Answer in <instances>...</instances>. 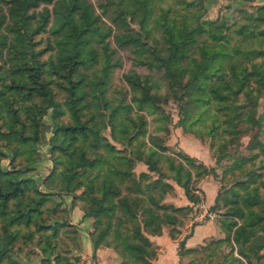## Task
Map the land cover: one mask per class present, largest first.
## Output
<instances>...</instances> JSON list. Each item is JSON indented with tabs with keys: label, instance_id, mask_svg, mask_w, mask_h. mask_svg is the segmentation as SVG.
Wrapping results in <instances>:
<instances>
[{
	"label": "trees",
	"instance_id": "1",
	"mask_svg": "<svg viewBox=\"0 0 264 264\" xmlns=\"http://www.w3.org/2000/svg\"><path fill=\"white\" fill-rule=\"evenodd\" d=\"M128 3H132L131 9L123 10L131 16L140 15L141 21L133 29L118 11L115 17H120L122 28L112 37L117 45L130 46L136 63L162 70L182 113H189L188 109L198 103H214L226 124L224 130L228 132L238 121H254L256 100L249 92L252 83L264 87V64L253 60L264 53V3L255 6V13L245 16L235 29L216 21L211 24L192 21L185 13L172 12L170 4H157L158 12L153 22L160 31L163 50L151 46L148 38L150 28L146 20L154 11L153 1L131 0ZM41 4L40 9L35 8ZM42 33H46L44 38L48 42L38 47L40 38L35 35ZM111 33L112 28L102 26L89 0H0V53L4 49L5 58L10 61L0 64V119L3 121L0 145L9 148L12 160L36 148L42 134L43 112L33 97L47 96L52 104L49 144L54 162L47 180L53 181L58 188V191H43L35 185L33 177H12L14 172L0 165V264H15V259L9 255L19 232L13 227L14 223L35 222L36 214L39 215L44 207L50 208L47 203L53 202V196L59 197L56 204L61 207L60 192L75 193L78 189L77 198L84 202L81 208L84 216L94 217V228L89 232L94 246L109 247L111 242L106 236L110 221H105L107 225L101 227L97 222L119 209L133 223L128 232L119 231L113 239L115 243L111 244L120 258L119 264H156L153 261L156 246L147 234H159L164 223L173 226L177 218L170 211L179 210L182 205L171 207L158 203L151 191L143 199L131 197L121 189L119 182L125 177L130 179L125 162L139 159L148 170L162 174L158 152L167 147L153 132L148 134L149 144L146 142L144 118L140 116L136 120L131 115L119 114L121 110L132 111L134 106L137 110L153 113L156 120L164 117L155 97L157 86L148 76L143 77L134 69L123 72L132 91L133 106L124 99L112 103L105 95L112 67L117 64L112 56L114 49L106 39ZM46 50L51 52L42 58ZM93 64V74L81 70ZM5 70L7 72L2 73ZM52 80L64 91L61 102L53 98ZM237 92H244L247 100L240 101ZM90 107L94 111L87 117L84 111ZM102 108L109 109L108 115ZM65 112L67 121L60 119ZM216 118L213 114L210 121ZM180 119L182 121L183 117ZM103 123L110 126L111 137L124 143L125 149H119L101 133ZM157 125L165 128L162 123ZM215 126L209 123L207 129L213 131ZM139 134L142 137L137 139ZM253 139L252 147H257V152L264 155V138L254 135ZM2 155L0 151V158ZM183 155L192 160L190 155ZM167 159L173 180L181 184L188 199L194 201L196 197L189 183L190 168L184 167L181 161L175 164L171 157ZM193 166L200 177L208 171L203 163ZM156 182L157 178L152 179V183ZM246 183L244 180L237 182L236 187L230 188V194L223 197L227 205L224 219L227 229L216 241L229 243L228 252L222 255V260L229 264H244L243 259L249 261L251 257L259 259L260 250L264 248V235H260L261 238L256 235L258 229L264 231V224L254 219L264 222L261 209L264 198L256 186L247 188ZM219 197L217 193V202ZM137 209L141 212L142 226L137 222ZM38 226L57 230L55 224L40 222ZM173 231L168 232L169 237L176 238L179 231ZM195 250L196 247H185L184 238L178 240L179 254Z\"/></svg>",
	"mask_w": 264,
	"mask_h": 264
},
{
	"label": "rangeland",
	"instance_id": "2",
	"mask_svg": "<svg viewBox=\"0 0 264 264\" xmlns=\"http://www.w3.org/2000/svg\"><path fill=\"white\" fill-rule=\"evenodd\" d=\"M92 4L93 11L99 14L100 22L104 28L110 26L112 33L106 37L109 41L110 47L114 49L112 54L113 58L117 61L112 67V72L107 82L106 97L111 98L112 103H117L119 99H124L134 105L132 102V91L124 80L123 72L130 69L136 70L143 77H149L150 80L156 84L155 97L159 108L164 117L162 119H154L153 113L144 110H137L134 108L132 111L124 112L121 110L120 116L127 117L133 116L136 120L144 118L143 126L146 127L144 139L149 144V132L156 133L162 138V142L166 145V150L159 151L158 166L162 174L157 171L148 170L147 165L139 159H133L131 163H124L128 167L130 177L123 178L120 184L124 193H128L131 197H138L145 199L147 192H153L158 203H164L171 207L182 208L172 212L177 220L174 225L166 223L161 225V230L166 229L167 232H172L173 229L179 231L176 237H180V232H188L195 223L206 222L208 219L212 223L215 230H221L223 236L225 235L227 227L224 225L226 217L225 207L226 201L224 195L230 194V188L236 187L237 182L246 181L247 188L256 186L259 193L264 198V155L257 152V147H252L253 136L258 139L264 138V87H258L252 83V89L249 94L253 95L256 104L253 112L254 121L246 123L238 121L237 126L232 131L224 130L226 124L222 121L221 112L217 110V105L214 103H198L197 106H192L188 109L187 113H182L179 106L177 96L168 89L166 78L161 69L138 64L134 61V53L131 51L130 46L117 45L112 35L121 30L119 22L120 17H115L117 12H121V16L129 23V25L136 29L141 21V16L125 12L123 9L130 10L133 5L129 4L131 0H89ZM153 10L147 17L146 25L150 28L148 38L151 46L163 50V44L160 39V31L153 22V17L158 12L156 5L170 6L172 12H182L188 15L192 21H201L206 24L211 22L226 23L230 29H235L238 23L244 20L245 16L255 13V6L264 3V0H152ZM125 4L123 7L122 4ZM128 3V4H127ZM41 4L37 9H40ZM51 5V4H50ZM49 5V6H50ZM46 33L35 35L40 38L38 47H43L48 41L45 40ZM96 47L99 44L94 41ZM264 44V40H263ZM46 46V44H45ZM51 50H46L41 54L42 58H46ZM6 53H0V64L5 62L10 63L9 59L5 58ZM6 59V60H5ZM254 61L263 62L264 53L262 56L253 58ZM95 64L88 67L81 68V70L88 75L93 74ZM1 72V71H0ZM3 71L2 73H6ZM3 76V74H1ZM2 79L0 78V83ZM53 98L63 100V89L60 88L57 81H51ZM240 101L247 100V95L244 92H237ZM38 107L42 109L41 128L42 134L40 141L37 143L33 151L23 152L12 160L9 148L5 145H0V151L3 155L0 158V165L5 169L8 168L14 172L12 177L29 176L33 177L36 182L35 185L43 191H58L57 185L53 181H49L48 174L54 166L53 152L50 151L49 137L51 136V110L52 104L47 96H34L33 97ZM186 106L189 105L185 102ZM101 106L99 105V108ZM103 109V113L108 115L109 109ZM94 111L93 107L85 109V116ZM101 111V110H100ZM200 113L198 115L197 113ZM22 114L20 110V115ZM216 115L213 122L210 121L212 115ZM23 115V114H22ZM141 116V117H140ZM183 117L181 121L180 118ZM60 119L68 120L67 113H63ZM99 121V118H96ZM107 121V118L103 121ZM2 119H0V126L2 127ZM162 123L165 128L157 124ZM216 124L213 131L208 125ZM101 133L106 135L107 138L115 144L116 147L124 148L122 142H116L110 135V126L101 124ZM143 135V134H142ZM141 134L137 139H140ZM137 144L138 141L134 140ZM183 153L192 157V160H187ZM167 157H171L175 164L182 162L184 167H189L191 171V178L189 183L191 191L195 194V200L191 201L186 196L185 190L181 184L175 183L172 178L173 171L170 168ZM192 163V164H190ZM203 163L208 171L203 176H198L193 165ZM199 168H197L198 171ZM146 172V173H144ZM144 173V174H142ZM157 178L158 182L152 183V179ZM125 179V180H124ZM134 181H133V180ZM133 182H132V181ZM160 181V182H159ZM136 184V185H135ZM80 189L75 193H67L61 191L62 203L61 207L56 204L59 197L53 196V202L49 201L47 207L34 217L35 222L28 225L22 223H14L13 227L18 228V236L12 243V249L9 255L15 259V264H79L80 257V227L71 223L72 214L70 208L74 205L79 206L81 212L82 204L84 203L81 198H77ZM217 193L220 197L218 202L215 200ZM211 194L213 198L211 202L207 203ZM218 203V204H217ZM215 204V205H214ZM214 205V206H213ZM213 206V207H212ZM264 210V206L261 207ZM137 222H140L141 212L137 209ZM211 213L214 216L211 217ZM120 212L119 209H114L110 215L103 216L97 223L99 226H105V221H110L109 234L106 238L111 242L118 236L119 231L125 233L129 231L133 223L129 217ZM89 226L91 230L94 228V217H89ZM256 223H262L257 218H254ZM181 220V221H179ZM179 221V222H177ZM56 225L57 230L39 228V223ZM142 226V223L140 222ZM11 226V225H10ZM90 230V231H91ZM89 231V232H90ZM174 232V231H173ZM146 233V232H145ZM153 234V233H151ZM148 233V238L151 235ZM154 235V234H153ZM256 235H264L262 229L256 231ZM221 237H214L209 235L205 237L204 242L195 246V251L183 252L182 261L180 264H221L222 255L229 250L228 242H217L216 240ZM256 236V237H257ZM179 240V239H178ZM109 247L114 250L112 245ZM232 244L235 243L232 241ZM95 247V246H94ZM100 247H106L101 245ZM115 251V250H114ZM234 253L237 255L236 250ZM261 257L256 259L251 257L249 261L244 260V264H264V248L260 250ZM224 262V261H223ZM223 264H229L227 261ZM234 264V263H233Z\"/></svg>",
	"mask_w": 264,
	"mask_h": 264
},
{
	"label": "crops",
	"instance_id": "3",
	"mask_svg": "<svg viewBox=\"0 0 264 264\" xmlns=\"http://www.w3.org/2000/svg\"><path fill=\"white\" fill-rule=\"evenodd\" d=\"M213 196L211 194L207 203L212 201ZM79 208L77 205L70 208V213L72 214L70 222L80 227L81 231L78 238L81 254L79 264H119L120 258L114 250L109 247H94L89 238V231L91 230L89 226L90 218L84 216V213ZM215 229L208 219L206 222L195 223L188 232H180V237H169L166 229H162L159 234H151L149 239L156 246V255L153 261L156 264H180L182 255L178 253V239L184 238L185 247H195L203 243L208 234L214 237L223 236L221 230Z\"/></svg>",
	"mask_w": 264,
	"mask_h": 264
},
{
	"label": "built area",
	"instance_id": "4",
	"mask_svg": "<svg viewBox=\"0 0 264 264\" xmlns=\"http://www.w3.org/2000/svg\"><path fill=\"white\" fill-rule=\"evenodd\" d=\"M210 215H211V217H213V216H214V213H211V212H210Z\"/></svg>",
	"mask_w": 264,
	"mask_h": 264
}]
</instances>
